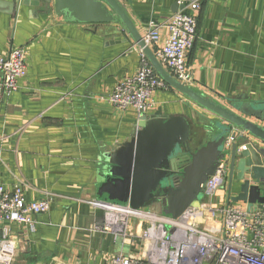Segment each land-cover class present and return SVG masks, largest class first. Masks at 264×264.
Here are the masks:
<instances>
[{"label": "crops", "instance_id": "obj_1", "mask_svg": "<svg viewBox=\"0 0 264 264\" xmlns=\"http://www.w3.org/2000/svg\"><path fill=\"white\" fill-rule=\"evenodd\" d=\"M35 1L38 6L0 0V57L15 47L26 52L25 76L17 90L0 98V184L8 191L18 184L27 201L49 203L35 216L33 230L9 224L12 264H109L118 254L142 257L140 218H130L124 236L94 229L104 218L94 203L107 200L100 187L103 153L124 141L141 115L157 109L186 118L197 136L193 148L235 128L170 87L153 92L141 114L113 107L107 94L136 73L140 48L118 22L67 19L45 0ZM117 1L142 37L151 22L162 25L159 42L151 46L157 50L176 0ZM186 62L193 74L187 86L221 104L234 99L255 106L264 118V0H203ZM248 119L264 126L262 119ZM226 184L215 203H226Z\"/></svg>", "mask_w": 264, "mask_h": 264}, {"label": "built area", "instance_id": "obj_2", "mask_svg": "<svg viewBox=\"0 0 264 264\" xmlns=\"http://www.w3.org/2000/svg\"><path fill=\"white\" fill-rule=\"evenodd\" d=\"M203 0H176L179 8L165 21L167 37L153 51L167 70L186 85L193 81L192 70L186 62L188 51L196 39V12ZM162 25L150 24L143 36L151 48L159 42ZM26 52L22 47L11 48L0 57V98L17 90L18 80L26 74ZM140 66L136 73L117 82L107 94L108 102L115 108H133L139 114L151 105L156 90L169 86L157 75L140 50ZM234 137L229 134L224 147H230ZM227 163L220 160L214 173L203 185V194L197 208H192L182 218L159 217L152 212L133 210L128 205L106 201L94 204L104 211L100 232L124 236L130 218L145 222L141 232L144 255L118 254L109 264H264V204L261 209L248 211L233 203L217 204L215 197L227 178ZM49 209L47 199L27 201L17 184L8 191L0 184V264H12L14 247L7 238L9 224H22L30 230L35 227V216ZM207 221L217 224L208 227ZM169 225V228L167 227Z\"/></svg>", "mask_w": 264, "mask_h": 264}, {"label": "water", "instance_id": "obj_3", "mask_svg": "<svg viewBox=\"0 0 264 264\" xmlns=\"http://www.w3.org/2000/svg\"><path fill=\"white\" fill-rule=\"evenodd\" d=\"M17 1V2H16ZM38 6L35 0H15ZM57 14L82 22H118L140 48L157 75L170 87L228 126L234 141L224 147L225 135L193 148L186 118L164 116L161 109L153 115H141L132 133L115 148L105 151L101 165V191L106 202L141 210L150 203H161L170 218L183 217L197 208L203 185L220 160L227 163L226 203H242L245 209H261L264 204V126L248 119L264 120L260 110L239 100L225 104L204 96L171 76L153 50L145 43L132 20L117 0H45ZM179 8L177 5L176 10ZM175 10V11H176ZM229 131V127H222ZM236 130L244 132L238 134Z\"/></svg>", "mask_w": 264, "mask_h": 264}, {"label": "rangeland", "instance_id": "obj_4", "mask_svg": "<svg viewBox=\"0 0 264 264\" xmlns=\"http://www.w3.org/2000/svg\"><path fill=\"white\" fill-rule=\"evenodd\" d=\"M237 206H242L240 203H236ZM164 206L163 204L159 203H150V205H148L146 208L141 209L142 212L147 213V212H154L155 214H157L159 217H161V212L163 210ZM153 213V214H154ZM167 227L169 228V225H167Z\"/></svg>", "mask_w": 264, "mask_h": 264}]
</instances>
